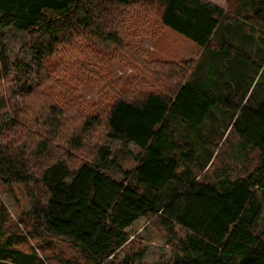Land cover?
Returning a JSON list of instances; mask_svg holds the SVG:
<instances>
[{
  "label": "trees",
  "instance_id": "trees-1",
  "mask_svg": "<svg viewBox=\"0 0 264 264\" xmlns=\"http://www.w3.org/2000/svg\"><path fill=\"white\" fill-rule=\"evenodd\" d=\"M250 22L264 27V0H237L230 14L206 0H0V27L27 35L36 65V84L26 82L18 90L23 108H6L1 81L8 79L12 64L0 45V184L27 189L29 235L43 243L47 237L68 241L86 264H139L133 255L117 256L128 242L126 229L152 217L175 244L167 264H264V238L257 233L264 197V91L254 108L247 106L248 99L244 102L245 95L230 113L229 125L241 146L258 153L252 172L210 183L196 180L190 166L202 171L211 160L201 128L210 109L222 113L231 106L229 96L212 88L216 78L228 83L253 77L251 88L264 74L263 49L256 61L245 46L227 43L237 33L232 28ZM164 29L230 67H209L198 82L195 75L191 78L193 70L188 76L187 62L150 60L139 34L154 37ZM96 42L111 44L125 63L130 54H140L147 67L155 65L147 78L164 93L153 85L138 86L136 79L108 80L113 52L97 51ZM78 59V73L60 83ZM71 78L80 86H100L98 103L78 100V84ZM35 85L52 104L34 113L27 99ZM172 120L191 135L183 136L186 149L175 141ZM97 134L118 143L117 149L98 142L88 159L71 161ZM53 142L63 147L55 148L59 154L52 151ZM129 145L139 152L132 155ZM124 156L132 157L133 169L121 167ZM162 194L168 195L163 204ZM4 224L0 219V264H47L36 249L20 250L25 237L9 234Z\"/></svg>",
  "mask_w": 264,
  "mask_h": 264
},
{
  "label": "rangeland",
  "instance_id": "rangeland-1",
  "mask_svg": "<svg viewBox=\"0 0 264 264\" xmlns=\"http://www.w3.org/2000/svg\"><path fill=\"white\" fill-rule=\"evenodd\" d=\"M206 1L217 5L225 12H228V14L232 13L237 6V0ZM251 24L250 22L232 28L231 31L237 33H235V36L228 37L227 43L236 47L240 44L241 46H245L247 51H250L252 56L258 59L262 54L260 51L262 49L264 50V27L256 25V28H254ZM122 33H126V31ZM139 38V42L142 44L140 48L144 50V53H147L150 60L164 59L182 64L187 62V67H189L187 72L188 76L190 71L193 70L191 78L195 75L198 82H202L205 79L209 67H230L227 60L218 63L215 58L205 59L206 57L202 54V50L196 49L192 42L169 29L155 31L154 37L152 35L150 36L149 33L144 35L139 34ZM250 39H252L255 44V51L254 45L249 41ZM28 40L26 34L20 33L12 27H0V45L4 48L5 54L12 64L8 79L1 81L6 98V108H23L18 98L19 88L25 85L26 82L28 86L36 84L33 78L36 65L27 48ZM95 44L97 51L101 53L111 54L115 50V47L111 44L102 42H96ZM114 54L115 52H113L114 57L111 64L112 74L110 75L111 77H108V80L116 78L122 79V82L126 83L130 78L133 79V81L136 79L134 83H138V86L141 85L143 87L145 84L150 86L153 85V89L160 93H164L165 90L159 84L153 83L147 78V73L151 72L155 65L152 64L150 67H147L145 63L141 62L140 54H130L131 61L126 60V63L122 61L120 56L116 58ZM73 63H75V68L69 70L67 74L65 73V78L61 79L60 83H66L70 80L69 78L71 76L74 77V75L78 73L77 66L81 64V60L78 59ZM16 69L21 73V77L17 78ZM230 70L228 69L227 72ZM243 76L244 75L240 78L237 77L234 80H230L228 83L225 82L227 81L225 79L216 78L217 83L212 85V88L217 94L229 96L231 106L222 110V113L219 112L217 108H211L201 125L202 133L206 135L209 141L206 145L207 154H209L207 157L209 159V157L212 156L209 165L202 171H199L200 167L197 169L194 164L190 165L192 169L191 175L195 176L196 180L215 183L223 176H227L230 179L245 177L252 172L258 163V153L250 148L242 147L236 129L233 128L231 130L229 125L232 118L230 114L231 110L241 104L245 95L246 98L244 102L248 99L247 106L254 108L264 91V74H259L251 88H249V84L253 77L251 80H245L246 77L243 78ZM56 79L58 78H52V80L57 81ZM73 81L72 79L71 83ZM73 83L78 84L75 92V97L79 98L78 100L82 99L86 105L91 102H95L93 105L98 103L100 99V86L92 85V87H88L84 83H82L81 86L80 83ZM35 87L37 86L35 85ZM40 89L41 88L38 86L34 93L27 99L35 105L34 113L41 110L43 106L46 108L52 104L50 98L48 101V99L42 96L43 94L40 95ZM64 90L65 89L62 88L61 92H64ZM0 107L2 108L1 99ZM171 124L176 131L177 138H175V141H177L179 146H183L186 149L184 145L186 140L183 136L185 138H191L190 133H186L185 127L178 121L172 120ZM98 134L97 136L94 135L95 139L89 140V142L86 143L83 150L77 154H72L73 156L71 155L70 160L78 162L82 159H88L92 152V145L98 142L105 143L111 151L117 149L118 143L99 138ZM100 139H102V141H99ZM57 143H51L50 147L54 153L59 154L60 152L56 151L55 148L63 147ZM128 149L132 155H136L139 152L133 145H129ZM135 164L132 157L129 156H124L120 160V165L125 170L133 169ZM180 168V170H182V167ZM112 174L114 176H119L115 170H112ZM30 187H32L31 184H29V188ZM167 198V194H162L158 199L159 202L163 204L166 202ZM261 204L263 210L257 224V233H260L264 238V197L261 198ZM30 211L31 200L24 186L12 185L10 188H6L0 184V219H4V227H6L9 234L18 235L17 233L19 232L22 237H25V240L18 245L20 250L24 253H29L30 249H36V252L42 259H47V264H59L67 260L86 264L80 258L76 249L62 238L47 237L44 243L41 242V239H33L29 235L31 229ZM127 234L128 242L125 247L119 251L117 256L120 259L126 255H133L135 258L140 259L139 264H167L171 262L176 252L174 247L175 244L171 241L169 235L156 224L152 217H142L138 219L128 229ZM46 244L49 248H46Z\"/></svg>",
  "mask_w": 264,
  "mask_h": 264
},
{
  "label": "crops",
  "instance_id": "crops-1",
  "mask_svg": "<svg viewBox=\"0 0 264 264\" xmlns=\"http://www.w3.org/2000/svg\"><path fill=\"white\" fill-rule=\"evenodd\" d=\"M192 50H193V49H192ZM202 54L204 55V57H206L205 53H202ZM251 57H252L253 60H256V61L258 60L257 58H255V57H253V56H251ZM205 59H207V58H205ZM227 90H228V89H227ZM210 159H211V158H210ZM209 162H210V161H209ZM209 162L205 165V167L203 168V170L206 169V167L209 165ZM133 224H134V223H133ZM129 228H130V227H129ZM129 228H128V229H129ZM128 229H126V233H127ZM127 235H128V234H127Z\"/></svg>",
  "mask_w": 264,
  "mask_h": 264
}]
</instances>
